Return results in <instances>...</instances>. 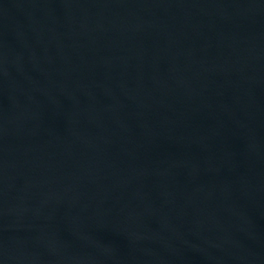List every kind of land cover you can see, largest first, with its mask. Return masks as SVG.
Segmentation results:
<instances>
[{
	"label": "water",
	"instance_id": "water-1",
	"mask_svg": "<svg viewBox=\"0 0 264 264\" xmlns=\"http://www.w3.org/2000/svg\"><path fill=\"white\" fill-rule=\"evenodd\" d=\"M0 264H264V0H0Z\"/></svg>",
	"mask_w": 264,
	"mask_h": 264
}]
</instances>
